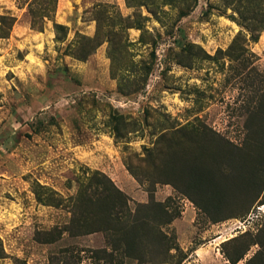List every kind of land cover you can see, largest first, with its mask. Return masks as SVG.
<instances>
[{"label":"rangeland","instance_id":"obj_1","mask_svg":"<svg viewBox=\"0 0 264 264\" xmlns=\"http://www.w3.org/2000/svg\"><path fill=\"white\" fill-rule=\"evenodd\" d=\"M30 1L0 0V264H110L63 231L88 187L134 213L112 264H264V0H58L59 35Z\"/></svg>","mask_w":264,"mask_h":264},{"label":"trees","instance_id":"obj_2","mask_svg":"<svg viewBox=\"0 0 264 264\" xmlns=\"http://www.w3.org/2000/svg\"><path fill=\"white\" fill-rule=\"evenodd\" d=\"M30 4L34 7V10L31 13L30 21L31 27L33 29L43 31L46 20L54 22L58 0H31ZM2 21H12V23L15 22L14 18L6 17H3ZM54 28L58 35L60 34V32H63L65 30L64 26L59 25L55 22ZM246 28L253 34L254 31H261L263 27L254 25L253 27L247 26ZM1 31L2 30L0 29V35L4 36ZM253 38L254 41H257L256 37ZM85 56L80 55V58L84 60ZM34 185L39 187L40 189H45L38 183H34ZM53 193H51V196L53 195ZM36 195L38 201H40V195L37 193ZM109 198H112V200L115 202L111 203L109 209L106 211V219L104 217H101V219H99V214L96 211V206L101 200H107ZM117 205L119 208H117ZM72 209L74 216L71 220L70 225L67 227V229L63 231L69 233L70 236L73 237L81 235H90L98 231L110 234L112 240H109L108 243L111 246V252H104L105 254L102 259H105L106 262L112 264L114 261V256L118 255L119 251L121 250L118 246H116V241H113V239L116 237L117 239H115L117 241H121V243H124L125 238L131 237L126 235L129 229L135 228L129 225L132 223L131 217L134 216V213L128 207L127 196H125L120 190H115L114 193H110L108 190L105 189L100 192L94 187H88V191L87 189L82 190L78 195V198L73 200ZM104 220L106 222L105 225L99 226L100 228H97L98 230H96L95 226L97 224H102ZM118 224H121L123 226L119 229H116L115 227H117ZM53 230L58 232L59 229L54 228ZM63 231L59 230L60 237L62 236ZM118 235H120L122 239ZM161 236L163 235L161 234ZM134 237L138 238V233ZM118 238L120 239L118 240ZM162 239L166 240L167 238L166 236H163ZM166 243L167 252L170 253V251L172 250L178 251V247L176 246V244H172L171 240H167ZM93 256L95 257L96 255ZM97 259L101 258L97 257Z\"/></svg>","mask_w":264,"mask_h":264}]
</instances>
